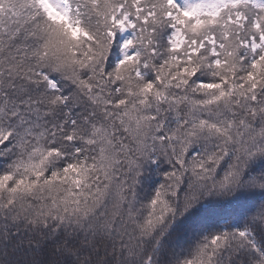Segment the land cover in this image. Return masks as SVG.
I'll list each match as a JSON object with an SVG mask.
<instances>
[{
  "label": "snow or ice",
  "instance_id": "obj_1",
  "mask_svg": "<svg viewBox=\"0 0 264 264\" xmlns=\"http://www.w3.org/2000/svg\"><path fill=\"white\" fill-rule=\"evenodd\" d=\"M0 264H264V0H0Z\"/></svg>",
  "mask_w": 264,
  "mask_h": 264
}]
</instances>
